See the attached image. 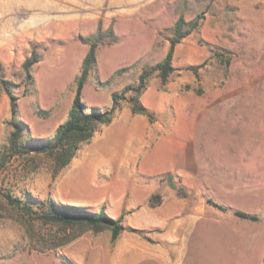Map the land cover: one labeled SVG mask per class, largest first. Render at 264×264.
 <instances>
[{"label":"rangeland","instance_id":"374dc122","mask_svg":"<svg viewBox=\"0 0 264 264\" xmlns=\"http://www.w3.org/2000/svg\"><path fill=\"white\" fill-rule=\"evenodd\" d=\"M181 16L188 27L197 18L199 25L176 46L167 83L154 71L141 96L155 113L154 121L144 115L143 160L165 168L145 179L152 186L147 208L159 201L164 225H130L136 214L125 210L115 243L110 229L69 241L70 229L42 222L6 195L35 207L48 199L72 204L61 196L90 198L89 181L60 189L72 162L55 176L47 157H25L2 174L0 264H156L139 260L144 246L162 244L185 245L184 264H264V0H0V149L12 131L3 79L18 97L26 137L49 139L71 110L89 50L85 36L99 26L117 36L99 45L82 91L89 108H110L114 93L137 85L165 58ZM33 52L40 60L28 76L22 64ZM132 94L120 103L121 120L126 110L134 114ZM103 206L109 214L108 202Z\"/></svg>","mask_w":264,"mask_h":264},{"label":"trees","instance_id":"16d2710c","mask_svg":"<svg viewBox=\"0 0 264 264\" xmlns=\"http://www.w3.org/2000/svg\"><path fill=\"white\" fill-rule=\"evenodd\" d=\"M199 25V18L191 27L183 16L176 22L170 40V48L165 58L151 69H145L139 76L135 86H128L121 93H114V104L110 108H89L82 100L83 88L92 70L97 66V50L100 44L111 45L117 41L113 27L104 30L99 26L97 31L83 38L89 44V50L83 60L81 73L77 78V88L74 101L67 119L59 125L55 134L49 139H28L23 122L18 119V97L13 94L9 82L2 80V85L11 99L12 118L10 125L12 131L7 142L0 149V183L2 174L15 162L25 157L43 155L52 164L54 175L57 176L62 170L70 165L74 157L79 153L85 143L90 142L103 126L109 125L117 116L120 103L126 98L127 93H133L130 97L131 110L134 114L146 115L151 121L155 120V113L150 110L141 100V96L147 88L148 80L154 71L158 72L163 84H166L174 72L173 57L176 46L188 36ZM40 60V55L33 52L22 64L24 70L30 76L31 68ZM6 197L11 204L23 208L28 214L40 219L44 223H52L63 226L72 231L69 241L85 233L87 230L101 232L111 230V240L115 243L123 232V218L110 216L105 209L99 211L90 210L85 207L57 203L52 199L31 204H22V199ZM159 201H152V205L159 204ZM216 204V203H215ZM223 208L222 205L216 204ZM225 209V208H223ZM236 215L247 219H258V215L250 214L242 210H236Z\"/></svg>","mask_w":264,"mask_h":264},{"label":"crops","instance_id":"0c3cea01","mask_svg":"<svg viewBox=\"0 0 264 264\" xmlns=\"http://www.w3.org/2000/svg\"><path fill=\"white\" fill-rule=\"evenodd\" d=\"M129 111H125L127 117L125 120H121L120 114L110 125L104 126L101 134L94 136L90 143L84 145L80 154L74 157L68 173L60 180V189L64 185L89 181L94 191L90 194L91 197L71 199L61 196V198L72 204L101 205L102 209L107 201L108 212L114 218L118 217L119 212L133 210L136 219L131 218L130 225H164V218L154 207L158 204H151L152 206L147 208L152 186L148 185L145 179L156 177L164 172L165 168L162 163L158 164L156 159L148 165L143 160L147 146V119L142 114L132 116ZM116 124H119V127L114 130ZM151 130L153 129L150 128L149 132ZM140 195L143 196L141 201ZM139 215L143 221L137 220ZM180 225L183 223H177L178 227ZM176 237L179 239V236ZM185 247L183 244L146 245L142 250L146 256L139 262L146 258L155 260L156 264H184Z\"/></svg>","mask_w":264,"mask_h":264}]
</instances>
